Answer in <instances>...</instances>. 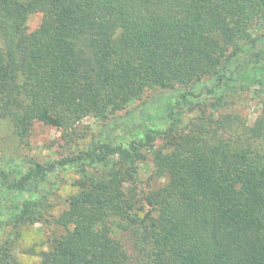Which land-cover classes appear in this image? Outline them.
<instances>
[{
  "label": "trees",
  "instance_id": "1",
  "mask_svg": "<svg viewBox=\"0 0 264 264\" xmlns=\"http://www.w3.org/2000/svg\"><path fill=\"white\" fill-rule=\"evenodd\" d=\"M255 86L248 123L233 105ZM150 89L168 96L158 119L0 166V264H25L12 240L46 216L64 232L37 264H264V0H0V119L17 142L36 121L68 137L110 122ZM67 168L75 191L49 215Z\"/></svg>",
  "mask_w": 264,
  "mask_h": 264
},
{
  "label": "rangeland",
  "instance_id": "2",
  "mask_svg": "<svg viewBox=\"0 0 264 264\" xmlns=\"http://www.w3.org/2000/svg\"><path fill=\"white\" fill-rule=\"evenodd\" d=\"M41 19L40 13H31L28 16L27 26L31 31L37 27ZM263 87H251L240 92L234 101V108L247 118L251 123L260 110ZM160 90L150 89L144 93V102L139 105L136 100L130 103L126 110L127 113H118L116 118L110 122H101V120L90 115L83 117L70 130L69 137L53 126L45 125L41 122H34L29 136L26 141L17 142L8 128L6 122L0 119V166L17 162L25 164V156L34 158L38 161L55 159L62 155L69 154L82 148L95 139L114 140L116 134L129 132L132 127L150 121V118L158 119L159 110L168 104L167 94ZM124 114V115H123ZM119 117V118H118ZM145 160L138 164L140 178L144 181L147 179L152 170L150 162V153L143 150ZM76 174L72 169H57L54 176L60 182L58 190L54 193L49 201L47 213L57 215L65 207V198L68 194L75 191L72 185ZM151 186L158 183L150 180ZM46 220L25 225L20 229L18 236L14 237L11 243L13 255L22 263L37 264L39 262V252L46 249L48 241L52 237L59 236L64 229L50 221V216Z\"/></svg>",
  "mask_w": 264,
  "mask_h": 264
}]
</instances>
